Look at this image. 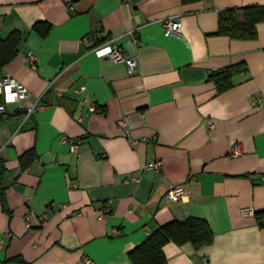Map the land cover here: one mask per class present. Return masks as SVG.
<instances>
[{
  "label": "crops",
  "instance_id": "crops-1",
  "mask_svg": "<svg viewBox=\"0 0 264 264\" xmlns=\"http://www.w3.org/2000/svg\"><path fill=\"white\" fill-rule=\"evenodd\" d=\"M247 7L264 0H0V39L22 33L0 75L37 106L0 115V264H131L160 227L189 218L214 241L170 242L168 264H264V22L253 41L214 35L221 12ZM168 19L180 34L165 35ZM109 41L136 73L97 56ZM241 64L219 94L211 74ZM176 186L190 195L171 203Z\"/></svg>",
  "mask_w": 264,
  "mask_h": 264
},
{
  "label": "trees",
  "instance_id": "trees-1",
  "mask_svg": "<svg viewBox=\"0 0 264 264\" xmlns=\"http://www.w3.org/2000/svg\"><path fill=\"white\" fill-rule=\"evenodd\" d=\"M195 1L200 0H185V2ZM263 22L264 7L225 10L220 13L219 29L214 35L238 41H253L257 39L258 26ZM50 30L49 24L38 23L34 27V31L43 37H47ZM21 40L22 33L19 31L13 32L4 40L0 39V69L17 57ZM247 72L248 69L244 64L236 65L212 73L210 80L216 84L219 94H223L234 87L233 79L236 76ZM3 171L1 165L0 178ZM256 216L260 225L264 227V211L257 213ZM213 241L214 233L206 220L189 218L183 222L175 221L160 227L142 245L129 253V259L131 264H168L164 252V247L168 243L175 242L181 245L190 243L199 250L212 244Z\"/></svg>",
  "mask_w": 264,
  "mask_h": 264
},
{
  "label": "built area",
  "instance_id": "built-area-1",
  "mask_svg": "<svg viewBox=\"0 0 264 264\" xmlns=\"http://www.w3.org/2000/svg\"><path fill=\"white\" fill-rule=\"evenodd\" d=\"M165 35L172 36L181 33V23L174 20L168 19L164 23ZM2 37V27L0 25V38ZM97 56L101 59H110L117 64H126L129 68L131 74L137 72V61L134 59L127 58L121 49L116 45L114 41H109L105 43L102 47L95 50ZM31 60L35 62V57L31 56ZM82 92H86V88L82 87L80 89ZM61 95L60 92H58ZM30 91L27 87L18 81L15 77L12 76H1L0 75V115L6 114L9 111L13 113L16 112H24L27 117L32 116L36 113L37 106H29L28 101L30 99ZM93 112L97 111L96 107L92 108ZM121 127L128 131V121L126 119L120 122ZM70 144V150L72 154L79 153V141H68ZM242 155V150L240 147H235L233 150L234 157H240ZM162 163L156 162L151 165V168L161 169ZM0 172H1V163H0ZM190 195V192L182 186L172 187L166 198L171 203H180L185 201ZM242 215L245 217H250L255 215V211L251 208H246L241 211ZM35 218V214L31 213L27 219V227L31 228L33 225V220ZM42 224L47 225L46 218L42 220ZM85 264H93V262L89 259L85 261Z\"/></svg>",
  "mask_w": 264,
  "mask_h": 264
}]
</instances>
